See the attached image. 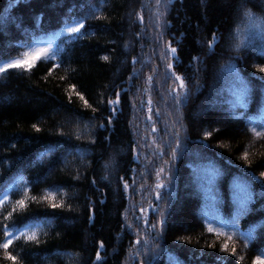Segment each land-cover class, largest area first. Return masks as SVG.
<instances>
[{
	"label": "trees",
	"instance_id": "16d2710c",
	"mask_svg": "<svg viewBox=\"0 0 264 264\" xmlns=\"http://www.w3.org/2000/svg\"><path fill=\"white\" fill-rule=\"evenodd\" d=\"M85 2L0 0V64L22 59L36 46V38L47 39L81 19L80 6ZM239 2L159 0L157 5V0H93L104 5L107 19H89L81 40L68 43L70 37L60 38L61 67L50 72L60 60L41 58L30 72L10 69L0 76V196L23 176L31 195L59 188L63 195H57V202L63 199L68 206L47 218L50 225L39 245L14 242L13 254L19 253L22 264H140L141 260L149 264L154 256L155 264H253L264 253V229L258 228L251 241L241 236L261 223L264 213L242 218L232 241L207 230L219 226L209 224L206 214L211 209L201 188L200 166L207 161L195 155L203 152L221 169L230 162L231 171L218 177L217 185L225 200L218 205L220 215L231 219L232 174L244 168L258 176L264 170V138H256L245 121L207 108L210 90L229 60H236L245 77L264 75L256 71L264 66L259 39L239 52L232 50L235 29L245 23ZM247 8L264 19L261 0H250ZM158 20L163 27H158ZM213 34L220 43L215 55L209 56L207 44ZM167 42L177 49L170 59ZM194 57L203 63L197 64ZM169 62L171 70L166 67ZM172 71L185 78L186 105H176L170 95L178 87ZM252 83L258 87L261 82ZM72 85L91 107L72 93ZM116 93L120 103L113 114L108 101L115 100ZM259 111L258 104H252L248 114L255 118ZM216 128L219 132L204 140V132ZM177 138L180 149L173 143ZM208 144L210 148L205 147ZM53 148L51 155H43ZM245 152L248 161L243 160ZM161 167L165 171L157 176ZM158 181L166 185L159 190L164 217L153 208L162 203L154 195ZM21 195V190L12 189L6 206ZM46 209L52 211L44 203L31 204L13 219L41 215ZM160 219L165 224L156 246L151 224ZM145 240L149 250L138 255ZM224 243L229 244L228 252L222 251ZM233 247L236 256L231 255ZM97 251L101 261L95 259ZM0 264H10L2 250Z\"/></svg>",
	"mask_w": 264,
	"mask_h": 264
},
{
	"label": "snow or ice",
	"instance_id": "6c2138e0",
	"mask_svg": "<svg viewBox=\"0 0 264 264\" xmlns=\"http://www.w3.org/2000/svg\"><path fill=\"white\" fill-rule=\"evenodd\" d=\"M249 2L250 0H240L239 2L238 11L242 12L245 23L237 27L233 35L234 43L232 45V50L236 52L252 46L257 39H259L261 44L264 45V19L256 17L252 14L251 10L247 8V4ZM261 2L264 3V0H261ZM158 4L159 0H157V5ZM103 7V4L97 6L93 3V0H86V2L80 6V14L82 16L81 19L74 21L73 23L66 24L62 31L53 33L47 39H44L43 37L36 38V46L30 52L25 53L22 59L11 60L7 63L0 64V76L9 73L10 69L20 70L21 72H30L36 62L41 58H44L47 61L60 60V63H57L50 68V72L55 71L57 67H61V64L64 61L60 57V53L63 49L59 47L57 42L64 36L71 38L67 41L68 43H71L72 40L83 39L87 33L82 30L85 29V24L89 19H107V17L102 14ZM157 15L160 16L162 13L158 12ZM67 19L70 20L71 17H68ZM158 27H163L159 20ZM219 43L220 38L213 34L211 40L207 44L209 56L215 55V47L218 46ZM166 48V55L169 59L176 56L177 49L171 45V42L166 43ZM163 58L164 57H162V59ZM104 59L108 60V57L105 56ZM193 60L196 61L197 64L203 63L199 57H194ZM166 67L171 70L173 69V64L169 62ZM256 71L264 74V66H257ZM171 77L174 78L175 82H178V87L172 89L170 95L176 105H186L189 99V94L185 78L181 75H177L175 71L171 72ZM253 80H259L261 82L258 87L252 83ZM151 81L152 77L149 76V84ZM71 91L72 93H75V95L83 101L86 106L91 107L88 105L84 96L79 92H76L75 85L71 86ZM115 95V100L108 101V104L113 106L109 110L113 114L118 111L115 106L120 103L119 93H116ZM69 101H71V95L69 96ZM147 104L148 112L151 113V99L147 101ZM252 104H258L259 106L260 111L258 117H250L248 114L249 106ZM207 108H219L227 112L231 118L245 121L246 125L256 138H264V75L256 77L255 73H251L245 77L241 74V71L238 70L236 60H229L224 65L221 73L217 75L216 81L210 90V98ZM92 110L93 112L96 111L95 108ZM147 119L152 120V116L149 115ZM108 122L111 123V119H109ZM33 128L36 132L40 131L36 125H33ZM152 131H156L155 127H153ZM213 131L219 132V128L206 130L203 134L204 140H210L213 135ZM61 135H63V133H61ZM77 138H80L78 133ZM153 143H155V141H153ZM173 143L175 144V149L181 148V142L178 138L173 141ZM57 147H60V145H57ZM205 147L210 148L211 144H208ZM175 149L172 151V159L176 158L177 153ZM54 151H56L55 148L50 149L49 152L43 153V155H51ZM160 155H164L163 151H161ZM195 155L201 160L207 161L206 164L200 166V180L202 182L201 188L207 201L206 207L211 209V211L206 214L211 217L209 224L214 222L219 226L218 228L209 226L207 230L209 232H214L216 236H224L228 241H232L235 233L240 231V221L242 218L249 216L250 214L264 213V170H261L258 176L256 175L255 170L248 171L244 168L239 169L238 173L232 174L231 199L229 203L233 208V213L231 215V219L225 220L223 216L220 215L218 207L219 204L225 203V200L221 194L220 188L217 185V179L218 177L227 175L231 171L230 162H226L228 163V168L221 169L217 167L214 162H212L211 157H208L203 152H197ZM215 155L222 158V154L220 153H216ZM81 156H83V153H81ZM248 159L249 154L248 152H245L243 160L248 161ZM105 167H108V165ZM164 171L165 169L162 167L156 169L157 176ZM168 171L169 173L171 172V165H169ZM194 171H196V169H194ZM76 178L79 179V176ZM169 179H171V176H169ZM123 187L127 189L129 185L125 183ZM165 187V183L160 181L156 182L155 188L157 191L154 194L155 200L161 202L163 201V197L161 196L159 190L164 189ZM12 189L21 190V198L17 199L14 205L6 206L8 192L12 191ZM225 191H227V186H225ZM58 194L61 196L63 195L59 188H54L39 195H31L28 187V181H26L23 176H20V178L16 179L14 183H11L8 187V191L4 192L3 195L0 196V234H2V239H0V250L3 251L4 260L10 262V264H22L23 258L19 256V253L15 255L13 254L15 251L13 245L16 241H22L23 243L29 245H39L42 242V236L46 235L44 228L50 225V221L47 218L53 215L55 210L68 207L63 199L57 202ZM40 203L46 204L47 208L52 211L49 212L46 209L41 215L30 217L17 215V219H13L14 214L24 213L31 204ZM153 208L156 211L157 216H165L163 211V202L160 205H153ZM141 211H143V209H141ZM165 219H160L158 224H151V227L154 230L152 239L156 246H158L159 240L163 234ZM10 221L11 223H9ZM158 225L160 228L159 232L156 231ZM129 227H131V225H129ZM258 228L264 229V220L251 227L247 233H241V236L251 241ZM223 229H227L228 231H222ZM137 236H139V233H137ZM136 244H141L140 239L136 240ZM147 245L148 241L145 240L144 247L138 250L137 254L139 255L140 252L146 254L149 250ZM99 247L101 249L104 248L103 242L100 243ZM10 249H13V251H10ZM222 251H229L228 243H224L222 245ZM231 255L236 256L235 247L231 249ZM262 256H264V253L256 256L253 264H264V258H262ZM95 259L96 261L102 260L99 251L96 252ZM239 259L243 261L244 257L240 256ZM155 261L156 257L154 256L152 260L149 261V264H155ZM140 264H144V261L141 260Z\"/></svg>",
	"mask_w": 264,
	"mask_h": 264
},
{
	"label": "rangeland",
	"instance_id": "374dc122",
	"mask_svg": "<svg viewBox=\"0 0 264 264\" xmlns=\"http://www.w3.org/2000/svg\"><path fill=\"white\" fill-rule=\"evenodd\" d=\"M196 184L194 183V186H195ZM191 186H192V184H191Z\"/></svg>",
	"mask_w": 264,
	"mask_h": 264
}]
</instances>
